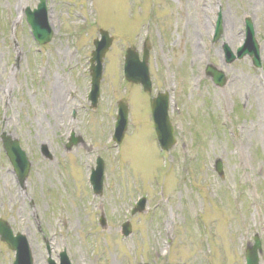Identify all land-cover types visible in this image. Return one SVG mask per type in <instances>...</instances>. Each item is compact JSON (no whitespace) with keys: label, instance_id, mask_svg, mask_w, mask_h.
I'll list each match as a JSON object with an SVG mask.
<instances>
[{"label":"rangeland","instance_id":"obj_1","mask_svg":"<svg viewBox=\"0 0 264 264\" xmlns=\"http://www.w3.org/2000/svg\"><path fill=\"white\" fill-rule=\"evenodd\" d=\"M37 2L0 0V134L18 138L31 161L21 187L0 140V218L26 236L34 264L48 254L58 262L62 250L71 264H245L255 233L264 264V0H46L54 34L43 46L24 16ZM246 17L260 68L247 56L224 58L223 45L234 53L243 43ZM99 28L112 42L94 108L87 68ZM144 40L151 93L122 78L125 49L141 53ZM208 64L226 75L223 87L203 74ZM165 89L176 143L163 156L149 100ZM119 100L129 121L116 146ZM71 132L83 143L68 150ZM97 156L105 167L95 196L88 175ZM141 196L145 209L130 215ZM13 258L0 241V264Z\"/></svg>","mask_w":264,"mask_h":264},{"label":"water","instance_id":"obj_2","mask_svg":"<svg viewBox=\"0 0 264 264\" xmlns=\"http://www.w3.org/2000/svg\"><path fill=\"white\" fill-rule=\"evenodd\" d=\"M26 20L31 26L32 35L34 39L39 44L48 43L52 37V29L48 24L47 17V7L45 0H39L37 7L35 9L29 10V8L25 9ZM216 28H215V40L219 37L222 27L220 17L216 20ZM244 43L240 46L236 55H233L230 52V49L224 45V51L227 62L233 61L235 58H242L247 53L252 57L253 64L257 67L260 66V58H259V50L256 39L254 38V28L251 20L246 18L245 20V40ZM111 42V38L108 36V32L105 30H101V39L94 41V50L91 53L90 59V77H91V89L88 95V100L91 101L92 106L96 105V102L99 95V83L102 74V59L104 53L109 47ZM148 49L144 47L142 59L138 58V53L132 49H127L125 56V77L128 81L134 83H140L143 86L145 91L151 90V81L148 73L147 66V58H148ZM222 71L216 69L212 65H208L205 73L207 76L211 77L212 81L218 85L223 86L226 82V77ZM168 92L158 93L156 97L152 98L150 102L151 113L153 124L155 131L158 136L159 143L161 148L169 149L174 144L173 137V127L170 123L168 117ZM118 115L116 118L115 131L113 135V139L119 143L123 137V134L127 128V118H128V107L125 105L124 101H119L118 104ZM6 133H1V140L4 150L6 152V156H8L17 176L19 183L22 185L26 179V175L28 174L30 168V162L25 155L26 153L20 148L18 140L16 138H12L10 135H5ZM81 138L74 137L72 134L69 142L66 144L68 149L71 148L72 145L77 144ZM41 152L46 157H49L47 148L45 145L41 146ZM215 169L221 174V163L217 161L215 164ZM103 160L100 157L96 159V167L92 169L90 182L93 186V193L99 194L102 192V182H103ZM144 201L143 199L138 203L132 213L135 211H140L143 209ZM129 228V224L126 223L123 225L124 235L127 234ZM25 236L21 234H16L15 236L12 234L11 229L8 224L4 221H0V239L6 241L10 246V249L16 251V258L14 264H33V258L31 250L29 248L28 242ZM259 240L255 237V244L249 247L248 252L246 254L247 264H257V249L260 247ZM60 264H70L68 257L65 251H62L59 254ZM48 264H56L49 257L47 259ZM148 264V263H143Z\"/></svg>","mask_w":264,"mask_h":264},{"label":"bare ground","instance_id":"obj_3","mask_svg":"<svg viewBox=\"0 0 264 264\" xmlns=\"http://www.w3.org/2000/svg\"><path fill=\"white\" fill-rule=\"evenodd\" d=\"M50 18V17H49ZM49 23H50V25H51V21H50V19H49ZM35 263H36V261H34Z\"/></svg>","mask_w":264,"mask_h":264}]
</instances>
